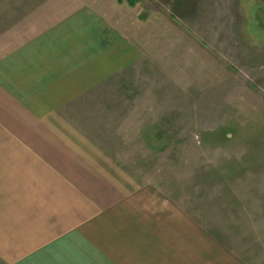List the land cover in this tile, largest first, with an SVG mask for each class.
Returning a JSON list of instances; mask_svg holds the SVG:
<instances>
[{"label": "rangeland", "instance_id": "rangeland-1", "mask_svg": "<svg viewBox=\"0 0 264 264\" xmlns=\"http://www.w3.org/2000/svg\"><path fill=\"white\" fill-rule=\"evenodd\" d=\"M57 1L110 32L99 52L115 70L61 111L93 168L14 129L63 163L94 216L135 191L144 226L158 211L138 230L143 264H264V0Z\"/></svg>", "mask_w": 264, "mask_h": 264}, {"label": "crops", "instance_id": "crops-1", "mask_svg": "<svg viewBox=\"0 0 264 264\" xmlns=\"http://www.w3.org/2000/svg\"><path fill=\"white\" fill-rule=\"evenodd\" d=\"M60 4L0 0V261L143 264L144 233L138 230H154L158 211H151L144 226L143 198L135 191L94 216L95 199L64 173L62 162L50 161L46 148L30 141L31 135L55 140L54 153L65 155L71 166L93 165L73 148L74 142L90 144L61 111L116 68L110 50L99 52L110 43L109 29L97 28L87 9L63 19ZM100 68L107 69L96 75ZM14 124L27 127L31 135L23 136ZM56 145H62L60 151ZM129 203L134 205L128 216ZM211 247L214 255L224 253L216 244Z\"/></svg>", "mask_w": 264, "mask_h": 264}, {"label": "trees", "instance_id": "trees-1", "mask_svg": "<svg viewBox=\"0 0 264 264\" xmlns=\"http://www.w3.org/2000/svg\"><path fill=\"white\" fill-rule=\"evenodd\" d=\"M120 4H123L124 2H128L130 5L134 6L136 1L135 0H118Z\"/></svg>", "mask_w": 264, "mask_h": 264}]
</instances>
